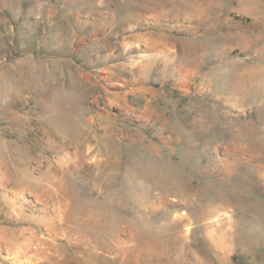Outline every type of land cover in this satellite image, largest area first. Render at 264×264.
I'll return each instance as SVG.
<instances>
[{
    "label": "rangeland",
    "instance_id": "obj_1",
    "mask_svg": "<svg viewBox=\"0 0 264 264\" xmlns=\"http://www.w3.org/2000/svg\"><path fill=\"white\" fill-rule=\"evenodd\" d=\"M86 254L264 264V0H0V264Z\"/></svg>",
    "mask_w": 264,
    "mask_h": 264
},
{
    "label": "bare ground",
    "instance_id": "obj_2",
    "mask_svg": "<svg viewBox=\"0 0 264 264\" xmlns=\"http://www.w3.org/2000/svg\"><path fill=\"white\" fill-rule=\"evenodd\" d=\"M106 230V229H105ZM165 240V239H164ZM99 242V241H98ZM160 243V242H159ZM101 244V243H100ZM162 244V243H161ZM96 246V245H95ZM104 247H106L105 245H103ZM108 246V245H107ZM93 248V247H92ZM81 250H83V249H81ZM91 251V250H90ZM89 251V252H90ZM84 252V251H83ZM91 253V252H90ZM87 255V258H85V259H83L82 260V262L80 263V264H95V263H93V259H99V257H92L90 254H86ZM97 255V254H96ZM100 255V254H99ZM92 257V258H91ZM103 257H104V255H103ZM107 258V257H106ZM79 259V258H78ZM109 259V258H108ZM79 261H80V259H79ZM101 261V260H100ZM104 261L105 262H107L108 260H105L104 259ZM112 261V260H111ZM112 263V262H111ZM120 263V262H119ZM106 264V263H105Z\"/></svg>",
    "mask_w": 264,
    "mask_h": 264
}]
</instances>
